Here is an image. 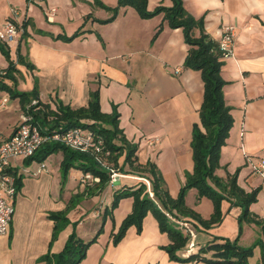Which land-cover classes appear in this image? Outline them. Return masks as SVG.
Instances as JSON below:
<instances>
[{
    "label": "crops",
    "instance_id": "crops-1",
    "mask_svg": "<svg viewBox=\"0 0 264 264\" xmlns=\"http://www.w3.org/2000/svg\"><path fill=\"white\" fill-rule=\"evenodd\" d=\"M118 1L0 0V21L15 11V19L25 24L26 36L16 42L15 58L19 48L33 66L27 70L17 64V90L29 93L36 78L38 100L53 109L58 103L74 109L86 107L89 93L99 90L100 110L110 113L116 107L119 128L129 143L137 145V163L152 162L175 198L185 175L192 171L190 139L193 125L199 121L204 83L200 71L183 67L188 47L182 29L168 26L162 13L142 18L130 6L120 7L115 19L108 22L112 15L105 7H115ZM182 4L195 19H203L211 38L219 39L227 27L232 30L231 55L221 67V77L227 82L223 96L233 116L225 145H241L243 157L232 161L235 169H229L230 161L224 167L230 173L240 168L237 181L244 188L242 182L248 183L251 174L243 173L246 155L264 154V0H182ZM171 5L172 0H147L146 9L152 13L159 6ZM158 25L162 30L154 37ZM77 31L79 35L70 38ZM8 49L11 52L10 45ZM0 62V69L7 67L1 58ZM4 94L0 91V97ZM21 115L18 99L8 97L0 108V132L9 135ZM220 153L222 157L224 153ZM63 156L61 149L49 154L43 162L46 170L38 174L40 162L12 161L21 186L12 201L9 230L0 237V264H45L40 258L61 252L74 231L77 237L91 240L103 211L111 206L113 192L145 182L137 173L121 172L100 194L80 199L66 214L69 224L52 239L50 215L65 211L71 198L88 188L82 181L84 173L77 168L68 170L66 183L61 185ZM119 160L121 165L124 157ZM220 173L218 169L217 175ZM189 191L193 198L185 199V205L206 221L213 213L212 202L206 197L198 199L194 188ZM132 204L131 198L120 199L79 264H205L171 260L165 250L169 238L150 212L142 220L140 232L130 226L117 244L112 243ZM229 207L222 201L220 223L206 229L194 219L172 217L177 229L191 237L188 251L214 238L234 239L238 224L229 216Z\"/></svg>",
    "mask_w": 264,
    "mask_h": 264
},
{
    "label": "trees",
    "instance_id": "trees-1",
    "mask_svg": "<svg viewBox=\"0 0 264 264\" xmlns=\"http://www.w3.org/2000/svg\"><path fill=\"white\" fill-rule=\"evenodd\" d=\"M98 3L100 2L98 1ZM125 6L132 7L142 18H150L162 13L168 26L182 29L188 47L183 67L192 68L201 73L202 83H204L203 100L198 109L199 121L193 125L190 139L192 171L185 175V184L181 186L176 197L172 198L155 165L150 161H147L143 166L137 163L135 155L137 145L129 143L122 129L119 128V115L116 107L110 113L100 110L99 90L89 93L86 107L74 109L58 103L53 109L49 103H42L38 100L39 89L36 78L29 93L17 90V75L19 74L17 64L24 66L27 70L32 69L33 66L29 61H26V57L21 54L19 48L16 51L15 61H9L8 46L0 43V51L8 60L7 67L0 69V91H3L11 99H18L22 114L32 118V122L38 124L43 131L73 129V127L90 130L95 141H98L101 147V153L95 155L90 152L73 151L64 145L45 141L32 157L24 159L26 164L37 161L45 165L43 162L46 157L61 149L64 155L61 162L63 180L70 168H77L84 173L83 175L90 174L92 177L98 178V182L87 183L88 188L85 193L72 197L71 204L65 211L50 215L54 221L52 239H55L61 230L69 224L66 214L76 207L80 199L98 195L104 190L110 182L112 169L117 167L118 160L122 156L124 161L118 165L117 170L123 173H137L151 185V196L143 181L133 187H119L113 192L111 206L103 211L101 224L91 240L85 241L77 237L74 231L66 239L61 252L46 254L40 260L47 261L45 264H79L86 249L103 231L102 227L106 216L116 208L120 199L128 197L133 200L132 210L121 222L117 233L113 234L112 243L117 244L130 226H135L137 232H140L142 220L150 212L154 215L160 231L165 232L169 238L170 244L165 247V250L171 260L177 262L201 261L205 264H246L245 258L249 252L238 246L237 242L214 238L207 245L200 247L197 253H193L188 251L190 242L187 236L172 227V225L176 226L172 221L173 216L194 219L205 229L213 224H219L223 217L221 210L223 200L241 210L237 224L258 222L249 206L257 201L260 188L249 190L242 188L237 181L240 168L232 173L227 171L224 176L217 175L218 169L221 168L220 150L225 145L233 126L231 106L226 104L223 96V88L227 82L221 77L225 53L220 47V39H213L205 32L203 19H195L190 15L184 9L182 0H172V5L168 8L159 6L152 13L146 9L147 0H119L117 6L105 7L112 15L107 21L111 22L115 19L117 10ZM156 27L154 37L162 30L161 25ZM22 28V37H25V24H22ZM79 32L77 31L70 38L78 36ZM248 159L252 160L249 155H246L245 161ZM14 175L16 176L15 172ZM20 186L21 176L18 175L16 177L17 192H19ZM190 188L196 190L198 199L206 197L212 201L213 213L206 221L185 205L184 196Z\"/></svg>",
    "mask_w": 264,
    "mask_h": 264
},
{
    "label": "built area",
    "instance_id": "built-area-1",
    "mask_svg": "<svg viewBox=\"0 0 264 264\" xmlns=\"http://www.w3.org/2000/svg\"><path fill=\"white\" fill-rule=\"evenodd\" d=\"M16 12L13 11L11 17L0 21V43L9 46L13 42H17L22 38V25L15 19ZM233 33L230 27L222 32L220 39V47L225 53L226 59L231 55V47L233 45ZM8 102V96L0 97V108ZM45 141L53 142L58 145H64L71 150H77L83 153H92L98 155L101 153V147L98 141H95L90 130L73 127V129L65 130H49L43 131L38 124L32 122V118L21 115L20 121L9 135L0 132V237L5 236L9 230L12 221L14 207L12 201L17 195L16 176L12 170V161L17 159H28L41 147ZM249 163L250 171L264 183V158L256 160H246ZM45 165L40 164L35 171L36 174L44 172ZM114 172L111 179L114 177ZM82 181L87 183L98 182V178L92 177L90 174L83 175ZM114 181V179H112ZM147 187L150 192V185L147 181ZM174 223L175 219H172Z\"/></svg>",
    "mask_w": 264,
    "mask_h": 264
},
{
    "label": "rangeland",
    "instance_id": "rangeland-1",
    "mask_svg": "<svg viewBox=\"0 0 264 264\" xmlns=\"http://www.w3.org/2000/svg\"><path fill=\"white\" fill-rule=\"evenodd\" d=\"M11 46V52L9 55V61H13V59H15V46H16V42H13L12 44H10ZM0 58L7 62L8 65V60L5 57V55L2 53V51H0ZM2 66L1 62H0V67ZM239 137V136H238ZM237 137V138H238ZM240 138V137H239ZM239 138L237 140H239ZM241 139V138H240ZM241 140H239L240 143ZM221 151L222 153H224L222 155V157H220V176H224L226 174V172L228 171V169L226 167H224V165L228 164V162H232V161H236L237 158H242L243 157V152L241 145L235 144L233 142H231V144L228 145H223L221 147ZM235 153V154H234ZM261 153H264V151H261ZM253 157L252 160H256V156L258 158L262 157L264 158V154H260V155H252ZM120 160H118V164L117 167L114 169H112V172H114V177L112 179H114V181H112V179H110L111 183H114L117 179V177L119 176V174L121 173L120 171H118V165H120ZM233 162L228 164L229 169H235L236 167L233 166ZM250 166L249 163L246 164V167L243 171V173L247 176L249 174L250 171ZM63 178V175H62ZM247 181L248 183L243 184L242 182V186L244 188H247L248 186H252L253 188H257L260 187L262 184V187L259 190V195L257 198V201L255 203H252L249 206V209L252 213L255 214L258 222H249L248 223H244L241 222L238 224V229L235 232V236L234 239L232 240V242H237V245L245 248L249 253L247 254V257L245 258V262L246 264H264V183H262V180H260L257 176H255L254 174H249L247 177ZM66 180L62 179L61 180V185H65ZM145 185H147V181L145 180V182H143ZM148 183H150L148 181ZM185 184V181H184ZM183 184V185H184ZM182 185V186H183ZM148 186V185H147ZM151 186V185H150ZM215 191H217L214 188ZM184 198L187 200H191L192 197V192H190L189 190L186 191V194L184 196ZM210 200V199H209ZM196 201V200H195ZM224 201V200H223ZM210 202H212L210 200ZM222 203V202H221ZM205 203H203L201 205L200 208H204ZM228 214L229 216H232L233 218H235L237 220L240 211L238 210L237 206H231L228 208ZM239 225H240V229H239ZM172 227L174 229L177 228V226L172 225ZM196 234H198V232H195ZM191 237L188 238L189 242H190ZM198 248H195V250H193V253H197L198 252Z\"/></svg>",
    "mask_w": 264,
    "mask_h": 264
}]
</instances>
